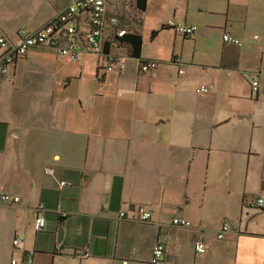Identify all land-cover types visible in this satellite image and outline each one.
<instances>
[{
  "label": "crops",
  "instance_id": "0c3cea01",
  "mask_svg": "<svg viewBox=\"0 0 264 264\" xmlns=\"http://www.w3.org/2000/svg\"><path fill=\"white\" fill-rule=\"evenodd\" d=\"M70 1L0 0V37L17 42ZM136 1L106 0L105 15L141 33L155 69L127 56L87 68L92 53L38 47L0 77V191L19 198L0 203V264H152L158 243L160 264H264V207L252 206L264 199V0H147L143 13Z\"/></svg>",
  "mask_w": 264,
  "mask_h": 264
},
{
  "label": "built area",
  "instance_id": "2783aa9c",
  "mask_svg": "<svg viewBox=\"0 0 264 264\" xmlns=\"http://www.w3.org/2000/svg\"><path fill=\"white\" fill-rule=\"evenodd\" d=\"M106 0H71L69 5L62 10L57 16L50 19L43 26L32 33L21 31L20 40L13 42L4 36L0 37V47L4 48V53L0 56V77L7 76L10 71V66L18 59L27 55V53L38 47H54L58 48L60 54L69 56L71 60H77L80 52L92 53L98 56H103L104 43L103 34L106 27L112 29V34L122 35L125 30L121 28L120 21L116 18L108 19L105 15ZM175 29L184 36H190L196 30L194 26L177 25ZM223 41L228 44L241 45L239 39L233 37L231 34L225 33ZM117 56V57H115ZM121 56L111 52L110 56L105 57L104 68L109 71L114 70L115 65L121 61ZM103 62V61H102ZM157 67L154 61H148L140 66L141 72H149ZM183 72L182 70L180 71ZM198 93H206L209 87L201 86L196 90ZM258 91L257 80H251V92L255 97ZM51 173L50 169L46 170ZM18 203L19 198L11 196L8 193L0 191V203ZM252 206L262 208L264 207V199L257 198ZM45 213L46 210L40 206L36 210L35 229L40 232L45 228ZM121 217L125 214L121 213ZM151 220V212L144 207L139 208L138 221L147 223ZM173 226L189 227L190 222L185 219L174 218L172 220ZM233 225L226 220L219 232L218 239H223L225 234L232 229ZM20 242L19 238L14 239L13 245L17 246ZM61 245H57V250L61 249ZM165 245L158 243L154 246L152 251V264H160L165 254ZM195 250L199 254H203L207 250V245L198 241L195 244ZM29 257V255H28ZM15 263V261H13ZM128 264V262H123Z\"/></svg>",
  "mask_w": 264,
  "mask_h": 264
},
{
  "label": "trees",
  "instance_id": "16d2710c",
  "mask_svg": "<svg viewBox=\"0 0 264 264\" xmlns=\"http://www.w3.org/2000/svg\"><path fill=\"white\" fill-rule=\"evenodd\" d=\"M146 4H147V0L136 1V8L139 13H143L145 11ZM156 34L157 32L154 31L152 33V38H154ZM142 47H143V37L140 32L125 30V32L122 35H117L113 33L108 40H105L103 56H99V58L104 59L105 57L110 56L113 50L121 49L126 52V56L128 58L139 60V63L141 65L145 62H148L142 58ZM102 68L103 67L100 66L99 70H101Z\"/></svg>",
  "mask_w": 264,
  "mask_h": 264
},
{
  "label": "rangeland",
  "instance_id": "374dc122",
  "mask_svg": "<svg viewBox=\"0 0 264 264\" xmlns=\"http://www.w3.org/2000/svg\"><path fill=\"white\" fill-rule=\"evenodd\" d=\"M112 52H116L115 54L116 55H120V56H122L123 58L125 57L126 58V55H125V52H124V50H121V49H119L118 51H116V50H113ZM85 56H87V55H85ZM98 57V55H96V54H88V56L85 58V60L87 61V64H88V66H87V68H91V64H93L92 62H93V59L94 58H96V57ZM100 60H102L103 62L102 63H104V60L102 59V58H100ZM116 67L118 66V65H115ZM148 74V73H147ZM86 75L89 77V75H91L90 74V72L87 70V72H86ZM87 76H85V79H86V81H84L83 80V82H87ZM95 80H96V78H95Z\"/></svg>",
  "mask_w": 264,
  "mask_h": 264
}]
</instances>
